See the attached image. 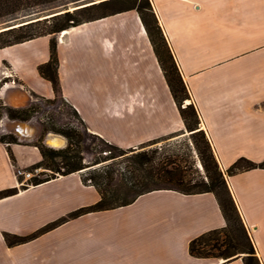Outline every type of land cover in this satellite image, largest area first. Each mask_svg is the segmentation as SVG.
I'll use <instances>...</instances> for the list:
<instances>
[{
  "label": "crops",
  "instance_id": "0c3cea01",
  "mask_svg": "<svg viewBox=\"0 0 264 264\" xmlns=\"http://www.w3.org/2000/svg\"><path fill=\"white\" fill-rule=\"evenodd\" d=\"M152 1L222 168L243 154L264 152V0ZM51 37L0 49V84L7 80L0 99L7 84L19 81L31 93L55 97L52 83L39 72L50 59ZM58 52L62 93L90 132L123 148L188 132L137 10L61 32ZM247 59L255 64L253 77L251 67L236 63ZM8 147L20 167L42 158L34 145L0 143V190L21 185ZM24 149L37 156L22 162ZM233 150L238 155L224 163V154ZM257 170L227 179L264 264V208L245 198L254 187L245 175ZM82 173L60 175L0 199V264H244L243 257L190 253L191 239L226 225L212 192L155 190L130 205L71 219L30 241H6V232L30 235L98 202L99 191L83 182ZM238 178L244 179L242 193Z\"/></svg>",
  "mask_w": 264,
  "mask_h": 264
},
{
  "label": "trees",
  "instance_id": "16d2710c",
  "mask_svg": "<svg viewBox=\"0 0 264 264\" xmlns=\"http://www.w3.org/2000/svg\"><path fill=\"white\" fill-rule=\"evenodd\" d=\"M60 1L64 0H0V20L16 19L22 13H33L40 8L48 9ZM129 10H137L140 14L185 123L186 130L191 133L193 148L185 154L186 156H182L177 151L170 153L165 146L146 148L149 145L185 133V130L145 142L141 144V147L145 148L142 150H138L137 147H120L92 133L104 144V147H97V151L110 152L105 156L95 157L92 161L86 162L83 153L84 138L81 130L76 127L60 128L55 125L44 124L42 136L51 130L62 133L68 138V145L64 148L49 147L43 143L41 136L40 140L33 145L38 147L42 158L28 168L32 170L44 168V173L48 170L52 172L44 177L35 175L26 183L23 182L22 176H18L21 183L20 187L1 189L0 199L14 195L20 189L44 183L60 175H69L75 172L84 173L86 170H89L90 173L86 176L82 173L83 182L94 185L101 198L94 204L80 207L46 224L30 235L22 236L6 232L4 233L6 241L10 245L30 241L71 219L90 212L130 205L141 195L155 190L170 189L183 194L212 192L218 200L226 219V225L211 229L191 239L189 243L190 253L196 257H216L229 260L243 257L244 264H263L258 255L256 242L233 196L227 175L232 176L258 168L264 169V160L255 162L242 156L234 161L226 171L222 168L210 137L206 130L200 126L199 109L192 99L190 88L184 79L152 0L87 1V3L81 4L74 10L66 9L44 19L29 21L1 30L0 49L41 36L51 35L50 59L39 65V72L42 77L52 83L55 97L46 98L35 92L32 93L46 103H55L58 99H61L88 129L79 112L65 99L62 93L59 74L58 37L56 35L71 27ZM5 81L7 80L0 84V88ZM188 99L192 100L188 104H184L185 100ZM40 111L41 106L38 104L17 108L4 103L0 99V120L4 112H7L11 119L27 121ZM0 143L9 146L12 143H19V139L13 133H6L0 136ZM8 150L13 164L17 166V159L13 150L10 147H8ZM196 155L202 164L203 170H200L196 165ZM57 173L59 174L57 175Z\"/></svg>",
  "mask_w": 264,
  "mask_h": 264
},
{
  "label": "rangeland",
  "instance_id": "374dc122",
  "mask_svg": "<svg viewBox=\"0 0 264 264\" xmlns=\"http://www.w3.org/2000/svg\"><path fill=\"white\" fill-rule=\"evenodd\" d=\"M87 1H91V0H85V1H82V0H79V1L64 0V1H60V2L55 3L53 5V7H50L48 9L40 8L38 11L33 12V13H28V12L22 13L16 19L0 20V31L3 29L4 30L8 29L9 26L14 27V26L21 25L23 23H27L29 21H35V20L50 17L51 15L58 13V12L65 11L66 9L74 10L75 8L79 7L81 4L87 3ZM58 35L59 34H57L56 36L58 37ZM236 63H237V65H240V66L244 65L245 68L251 67L250 70L255 65L251 60L248 61V59L245 61H241L239 63L236 62ZM209 72L207 73L208 77L211 74ZM250 75L252 77L255 76L253 69H252V72L250 73ZM16 84L21 85L19 82H16ZM20 89L23 91V94L26 96V103L23 105H20V106H14L13 104H8V105H10L12 107H17V108H25V107H29L33 104L40 105L41 111L38 112L37 114L33 115L30 119L38 127V132L35 134V136L32 139L26 140V139L20 138L16 133L13 132L14 131V128H13L14 127V120H18V119H11L9 117V115L7 114V112H4V114L0 120V136L2 134H6V133H13L19 139L18 144L33 145L34 143H36L40 140V138L42 136L44 124L55 125V126L60 127V128L76 127L79 130H81L83 133V138H84V143H83L84 151H83V153L85 155L84 160L86 162L92 161L95 157L105 156V154L110 152V151H103V152L97 151V149H96L97 147H104V144L102 143V141H100L96 136H94L92 134V132H90L88 129H86L85 125L74 114L73 110L70 107H68L67 104L62 102L61 99H58L55 103H46L43 100H41L40 98L36 97L33 93L29 92L28 90H25L23 88H20ZM11 92H13V89H10V93ZM192 99H193V96H192ZM192 99H188V100L191 101ZM188 100H185L184 104H188L189 103V102H187ZM3 101H4V103H6L4 99H3ZM49 132H55V131L51 130V131L46 132L42 136L43 143H45L44 140L46 138V135ZM55 133L62 134L59 132H55ZM63 136H65V135H63ZM68 143H69V141H68ZM161 146L167 147V149L170 151V153L177 151V152L181 153L182 156H186L185 154L187 152H189V150L191 148H193V141H192L191 133L189 131L188 132L185 131V133H182L180 135H177L175 137H172V138H169L166 140H162V141L157 142L155 144L149 145L146 148L161 147ZM137 148H138V150L145 149V148L141 147V145H139ZM247 149L250 151L252 150L249 147H247ZM256 149H258V148H256ZM258 151H260V150H255L253 152H249L248 154H243L242 156H245V157H247V158H249L255 162H261L264 160V152H258ZM224 155H225V157L223 158V160L225 161L224 163H227L228 161L233 159L235 157V155H238V154L236 153V150H233V151L227 152V154H224ZM36 156H37V153L35 150H25L24 149V150L20 151V157H21L22 162H24V163H27L31 158H34ZM242 156H240V157H242ZM195 158H197L196 165L200 168V170H203L202 164L200 163L197 155L195 156ZM28 167L29 166H26V167H20L19 165L15 166V172H16L17 176H22L24 183L28 182L35 175L44 177L47 174H50L52 172V171L48 170L46 173H44V170H45L44 168H38L36 170H32V169H29ZM258 169L259 170L254 171L252 173H248L247 175H245V178L248 181L254 182V187L252 189H250V192L246 195L247 197L245 196V198H248V200L250 202L254 203L256 205V207L260 206V207L264 208V169H262V168H258ZM19 170H22L24 172H31L34 175L31 178L26 179L25 175L19 174V172H18ZM224 170L226 171L227 169H224ZM89 173H90V171L86 170V171H84L83 174H84V176H86V175H89ZM58 174L59 173H57V175ZM227 177H229V176L227 175ZM236 182H237L238 190L242 193L244 191V187H245L244 179L238 178V180ZM245 206H246V209L250 212V206L247 203L245 204ZM251 232H252V228H251ZM15 235H18V234H15Z\"/></svg>",
  "mask_w": 264,
  "mask_h": 264
},
{
  "label": "water",
  "instance_id": "95a60500",
  "mask_svg": "<svg viewBox=\"0 0 264 264\" xmlns=\"http://www.w3.org/2000/svg\"><path fill=\"white\" fill-rule=\"evenodd\" d=\"M58 13H60V12H58ZM58 13H55V14H58ZM55 14H53V15H55ZM9 28H11V27L9 26ZM10 88L11 89H17V88H20V85H17L16 83H13L12 85H7V86H5L2 89L1 95H2V97L4 98V100H5V102L7 104H10L9 103L10 101L7 98L8 97V89H10ZM22 125L27 126V128L34 129L35 131L33 130L34 131L33 135H26V134L22 133L20 131V127ZM13 128H14V131H13L14 133H16L20 138L26 139V140L32 139L35 136L34 134H36L38 132V127L34 124V122L32 120H27V121H24V120H14V127ZM50 134H58V133L49 132L46 135V138H45L44 142H45V144L47 146L55 148L54 146L50 145V143L48 141V137L50 136ZM64 138L66 140L65 144L63 146L57 147V148H64V147H66L68 145V139L65 136H64Z\"/></svg>",
  "mask_w": 264,
  "mask_h": 264
},
{
  "label": "bare ground",
  "instance_id": "6f19581e",
  "mask_svg": "<svg viewBox=\"0 0 264 264\" xmlns=\"http://www.w3.org/2000/svg\"><path fill=\"white\" fill-rule=\"evenodd\" d=\"M66 30L62 31L65 32ZM9 85V84H7ZM8 100L10 101V104H13L14 106H20L26 103V96L20 91V88H17L15 91L11 92L8 91ZM189 102V100L187 101ZM34 129L27 128V126L22 125L20 127V131L26 135H33ZM35 135V134H34ZM48 141L50 145L54 147H61L65 144L66 140L63 135L61 134H50L48 137Z\"/></svg>",
  "mask_w": 264,
  "mask_h": 264
},
{
  "label": "built area",
  "instance_id": "2783aa9c",
  "mask_svg": "<svg viewBox=\"0 0 264 264\" xmlns=\"http://www.w3.org/2000/svg\"><path fill=\"white\" fill-rule=\"evenodd\" d=\"M18 172H19L20 175H25L26 176V179H29V178H31L34 175L31 172H24L22 170H19Z\"/></svg>",
  "mask_w": 264,
  "mask_h": 264
}]
</instances>
